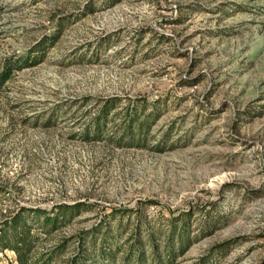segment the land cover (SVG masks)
I'll return each mask as SVG.
<instances>
[{
	"label": "rangeland",
	"instance_id": "obj_1",
	"mask_svg": "<svg viewBox=\"0 0 264 264\" xmlns=\"http://www.w3.org/2000/svg\"><path fill=\"white\" fill-rule=\"evenodd\" d=\"M117 1L0 0V73L25 67L0 92V222L84 204L49 247L111 209L186 212L192 235L211 212L218 228L175 264H264V0ZM107 99L116 139L119 112L155 106L150 140H84Z\"/></svg>",
	"mask_w": 264,
	"mask_h": 264
},
{
	"label": "trees",
	"instance_id": "obj_2",
	"mask_svg": "<svg viewBox=\"0 0 264 264\" xmlns=\"http://www.w3.org/2000/svg\"><path fill=\"white\" fill-rule=\"evenodd\" d=\"M117 2L111 0L110 5ZM55 42L51 41L50 46ZM40 48L38 44L31 49L32 59L38 58L35 63L42 60ZM22 66V62L17 61L2 70L0 92L13 71L25 68ZM119 106L116 99L102 101L81 137L88 142L106 139L124 147H140L146 138L150 140L151 127L159 117L155 106L152 109L142 103L131 104L119 112L124 115V123L117 129L115 135L121 134V137L116 139L111 136L109 122ZM85 208L82 203L58 204L51 208L19 207L10 218L0 222V255L12 252L16 264H175L194 242L218 228L215 225L218 214L215 216L211 212L206 213L200 233L192 235L190 214L186 212L151 222L140 209L126 213L111 209L91 228L61 238L53 246L45 245L46 240L70 225ZM208 262L202 259L200 263L210 264Z\"/></svg>",
	"mask_w": 264,
	"mask_h": 264
}]
</instances>
